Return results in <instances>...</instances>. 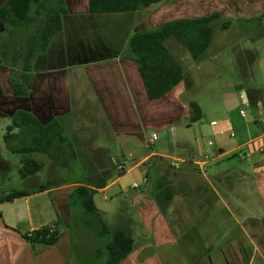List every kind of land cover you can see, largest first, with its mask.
<instances>
[{"label": "crops", "instance_id": "crops-1", "mask_svg": "<svg viewBox=\"0 0 264 264\" xmlns=\"http://www.w3.org/2000/svg\"><path fill=\"white\" fill-rule=\"evenodd\" d=\"M64 1L61 28L33 58L24 95H15L8 81L10 65L1 56L8 40L0 22V115L10 120L19 108L40 124L56 119L69 139L52 143L50 155L65 153L64 145L76 146L87 175L22 187L24 194L7 199L2 198L6 191H0V264H102L95 225L87 227L70 214L68 193L76 184L100 192L116 184L105 206L92 197L108 229L132 237L130 251L116 264H264V117L250 120L241 108V116L233 117L227 110V100L240 92L243 101H255L263 113L264 85L243 87L233 77L217 78V66L205 64L233 49L237 76L253 79L258 48H231V41L215 40L211 33L204 50L192 58L198 61L192 97L185 95L182 73L176 84L150 98L134 60L124 51L128 35L148 17V9L90 12L87 0ZM197 4L208 10L195 16L217 11L234 21H248L264 11V0ZM225 21V27L230 25ZM71 67L82 73V81H76ZM260 68L264 72V60ZM189 101L200 108L197 119H189ZM181 121L183 129L176 132ZM102 132L114 140L115 153L91 141ZM152 133L156 138L148 143ZM170 155L179 158L178 167L169 166ZM113 169L116 174L110 178ZM228 178L234 181L225 183ZM106 212L114 215L111 225L103 218ZM51 223L57 231L52 243L25 239L24 233Z\"/></svg>", "mask_w": 264, "mask_h": 264}, {"label": "trees", "instance_id": "trees-1", "mask_svg": "<svg viewBox=\"0 0 264 264\" xmlns=\"http://www.w3.org/2000/svg\"><path fill=\"white\" fill-rule=\"evenodd\" d=\"M159 0H87L90 12L135 10L149 6ZM66 12L64 0H3L0 4V22L7 33L6 51L1 56L10 65L8 81L15 95H24L29 82L32 61L35 55L44 51L51 37L61 28V15ZM264 11L261 12V15ZM219 13L212 11L194 16H179L152 26L137 27L128 35L126 52L136 64L146 94L155 98L176 84L182 78L180 63L170 53L164 39L173 34L192 58H196L206 47L211 37V20ZM226 21L221 23L225 27ZM9 41L11 43H9ZM15 43V44H14ZM253 60V58H251ZM189 119H197L200 108L189 101ZM16 131H11L13 128ZM5 141L14 137L17 143H9L13 151L25 153L22 157L20 176L34 173L41 162L30 155L32 151L47 152L52 143L63 141L61 126L56 119L40 124L28 111L15 109L10 122L6 124ZM94 188L76 184L68 193L71 212L77 213V220L89 227L95 225L96 239L100 241L99 251L102 264H116L132 247V237L121 229L110 231L100 211L93 203ZM24 189H11L2 198L24 194ZM73 209V211H72ZM76 216V215H75ZM47 233V226H41L24 233L32 243L48 244L57 237V231Z\"/></svg>", "mask_w": 264, "mask_h": 264}, {"label": "rangeland", "instance_id": "rangeland-1", "mask_svg": "<svg viewBox=\"0 0 264 264\" xmlns=\"http://www.w3.org/2000/svg\"><path fill=\"white\" fill-rule=\"evenodd\" d=\"M197 3L198 0H162L161 2H159V5L158 3H153L149 6L143 7L144 10L145 8L148 9V17L147 15H144V21L142 22V24H139L138 27H147L172 17L192 16L194 14H199L208 10V7L203 8L204 10L198 8ZM257 16L258 17L250 19L248 21H241L240 18H238L237 21H234L235 19L231 20V17L225 14H220L211 20L212 34L215 40H223V42L231 41V48H236L238 46H245L246 48L257 47L259 51V56H257V54L255 53H251L257 56L254 57L255 60L252 65V68L255 72V76L253 77V79H243L237 76L236 61L232 60L233 56L231 55L233 49L225 50V52L220 54L218 57L212 58L210 60V63H205L207 65L209 64L211 66H217V68H215L217 70V78L233 77L235 81L241 82L243 87H255L256 85H264V72L260 68V64L264 60V13L262 15L258 14ZM146 17L147 19H145ZM225 20H230L231 22L230 25L223 28L220 25ZM107 24L111 25V22L107 21ZM168 37L170 39L168 41L165 39L164 42L180 63L182 73L186 78L185 81L188 86L185 95L192 97V74L193 72H196L194 65L198 61L192 59V57L188 54L186 49L182 46V44L175 36L169 35ZM169 42L172 44V46ZM9 43L11 42L9 41ZM125 50L126 48L124 46V51ZM208 53L209 50L204 51L200 55L198 60H200L202 56H205ZM242 58L244 60V56H242ZM204 66L205 65H203V67ZM70 69L72 70L71 73L73 72L75 74L76 81H82V73L79 70L75 69V67H71ZM258 89V93H261V89ZM238 94V96L235 95L236 98L234 100H227L229 108H227V110H229L230 114L233 117H235L236 115H240L241 112L240 110V113L238 112V108H241L243 110V114H241L243 117L250 120L251 118H255L260 121V118L264 117V112H260L255 101L250 100L248 102H245L242 100L241 93L239 92ZM9 122L10 120L8 117H6V115H0V191L2 190L7 192L11 189L29 187L30 185H36L39 183L44 185H56L64 183L68 180L72 181L73 179H84V177L87 175V170H83L79 163L81 161V156L79 150L75 148L76 146L70 148L69 146L64 145L65 153H63L62 155H59V153H57V155L55 154L53 158L50 155V149H48V153L41 151L31 153L30 155L32 157L41 162V166L38 170L35 171L33 175H31L30 179L20 176L19 168H21L22 166L21 159L26 154L21 151H13L8 147L9 143L18 142L14 137H10L9 141L4 140L3 136L6 132L5 125ZM181 123L182 121L176 125V132L183 129L181 128L183 123ZM11 131L15 132L16 128L14 127ZM61 133L64 136V140H67L66 137H68L69 139V135L66 136V133L63 131ZM95 140L99 141L101 144H106L110 149V153H115L117 151L114 140L109 139L105 132L99 133L97 137H92L91 141L93 143ZM70 142L74 141L70 140ZM226 160L227 159H219L218 162H227ZM112 161L115 165L117 161V159L115 160V156H113ZM242 164L243 163H240L238 164V166ZM238 168L241 171H244V169H241L240 167ZM114 174H116V170L113 169L109 177L111 178ZM233 181L228 178L224 182L231 183ZM115 186L116 184L103 192L95 191L92 195L95 203H100L105 206L107 200L113 199L114 195L112 194V190ZM127 192L130 193L131 190H128ZM102 193L107 196L106 200H102L99 198ZM117 207L122 208L119 201ZM116 211L114 210V212ZM118 212H120L119 209L117 213ZM71 214L76 215V217L78 216V214L74 212H71ZM112 216L114 215H111L108 212L103 214L105 222L109 225H111L114 221Z\"/></svg>", "mask_w": 264, "mask_h": 264}, {"label": "built area", "instance_id": "built-area-1", "mask_svg": "<svg viewBox=\"0 0 264 264\" xmlns=\"http://www.w3.org/2000/svg\"><path fill=\"white\" fill-rule=\"evenodd\" d=\"M240 112L242 113V110H240ZM156 138V135L154 133H152L148 139H147V142L148 143H151L154 139ZM179 158L173 156V155H170L169 156V159H168V164L169 166L173 167V168H176L178 167V164H179ZM115 167L118 169V170H122L123 169V164L122 163H119V162H116L115 164ZM133 185H135L133 183ZM47 226V233L48 234L49 232H51L52 230H54V224H48L46 225Z\"/></svg>", "mask_w": 264, "mask_h": 264}, {"label": "water", "instance_id": "water-1", "mask_svg": "<svg viewBox=\"0 0 264 264\" xmlns=\"http://www.w3.org/2000/svg\"><path fill=\"white\" fill-rule=\"evenodd\" d=\"M101 174H103V173L101 172Z\"/></svg>", "mask_w": 264, "mask_h": 264}]
</instances>
